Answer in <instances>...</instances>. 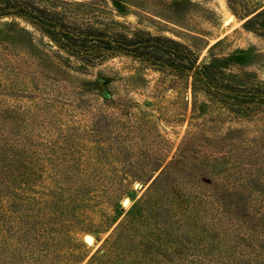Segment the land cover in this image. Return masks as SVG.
Returning <instances> with one entry per match:
<instances>
[{"label":"rangeland","instance_id":"1","mask_svg":"<svg viewBox=\"0 0 264 264\" xmlns=\"http://www.w3.org/2000/svg\"><path fill=\"white\" fill-rule=\"evenodd\" d=\"M37 1L75 23L173 38L264 81V38L244 27L264 0ZM49 61L0 73V264H178L127 244L101 261L129 213H164L152 169L173 161L197 118L187 80L132 54Z\"/></svg>","mask_w":264,"mask_h":264},{"label":"trees","instance_id":"2","mask_svg":"<svg viewBox=\"0 0 264 264\" xmlns=\"http://www.w3.org/2000/svg\"><path fill=\"white\" fill-rule=\"evenodd\" d=\"M249 17L244 27L264 38V10ZM60 52L89 65L132 54L175 73L197 116L173 161L152 169H162L152 185L164 213H129L101 262L119 260L127 244L157 247L178 264H264V81L199 61L170 37L75 23L37 0H0V73L45 69Z\"/></svg>","mask_w":264,"mask_h":264},{"label":"bare ground","instance_id":"3","mask_svg":"<svg viewBox=\"0 0 264 264\" xmlns=\"http://www.w3.org/2000/svg\"><path fill=\"white\" fill-rule=\"evenodd\" d=\"M228 22H229V20L227 21V23H228ZM128 202H129V201L127 200V201H126V203H125V205H127V204H128ZM88 240H89V242H91V241H92V238H91V237H89V238H88Z\"/></svg>","mask_w":264,"mask_h":264},{"label":"water","instance_id":"4","mask_svg":"<svg viewBox=\"0 0 264 264\" xmlns=\"http://www.w3.org/2000/svg\"><path fill=\"white\" fill-rule=\"evenodd\" d=\"M149 109V108H148ZM87 240H88V237H87ZM89 242V241H88Z\"/></svg>","mask_w":264,"mask_h":264}]
</instances>
